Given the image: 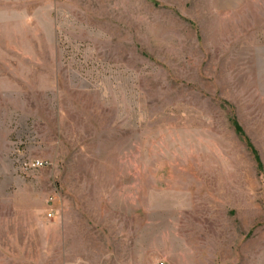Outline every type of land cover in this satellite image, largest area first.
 Instances as JSON below:
<instances>
[{
    "label": "rangeland",
    "instance_id": "374dc122",
    "mask_svg": "<svg viewBox=\"0 0 264 264\" xmlns=\"http://www.w3.org/2000/svg\"><path fill=\"white\" fill-rule=\"evenodd\" d=\"M159 262L264 264V0H0V264Z\"/></svg>",
    "mask_w": 264,
    "mask_h": 264
},
{
    "label": "trees",
    "instance_id": "16d2710c",
    "mask_svg": "<svg viewBox=\"0 0 264 264\" xmlns=\"http://www.w3.org/2000/svg\"><path fill=\"white\" fill-rule=\"evenodd\" d=\"M231 123L234 127V130L237 134H239L240 136L244 137L245 141H246V145L247 147L251 150V153L254 155L255 161L257 163L258 168L260 169L262 167V162L261 159L257 153V151L255 150V148L253 147L252 143L250 142V140L245 136L241 126L238 124V122L236 121V119L231 118Z\"/></svg>",
    "mask_w": 264,
    "mask_h": 264
},
{
    "label": "built area",
    "instance_id": "2783aa9c",
    "mask_svg": "<svg viewBox=\"0 0 264 264\" xmlns=\"http://www.w3.org/2000/svg\"><path fill=\"white\" fill-rule=\"evenodd\" d=\"M22 165L25 169H37L46 165V162L39 159H32V160L24 161ZM47 214L48 216H52V210L49 209ZM157 264H163V262H159Z\"/></svg>",
    "mask_w": 264,
    "mask_h": 264
}]
</instances>
